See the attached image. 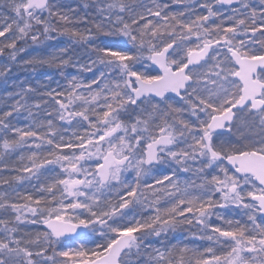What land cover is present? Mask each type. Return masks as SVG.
I'll return each mask as SVG.
<instances>
[{
    "label": "snow or ice",
    "instance_id": "snow-or-ice-1",
    "mask_svg": "<svg viewBox=\"0 0 264 264\" xmlns=\"http://www.w3.org/2000/svg\"><path fill=\"white\" fill-rule=\"evenodd\" d=\"M0 58L60 78L0 96V264H264V0H0Z\"/></svg>",
    "mask_w": 264,
    "mask_h": 264
},
{
    "label": "trees",
    "instance_id": "trees-1",
    "mask_svg": "<svg viewBox=\"0 0 264 264\" xmlns=\"http://www.w3.org/2000/svg\"><path fill=\"white\" fill-rule=\"evenodd\" d=\"M61 2L68 6H76L77 4L81 3L82 0H61ZM24 58L27 57L25 56ZM0 62H3V58H0ZM65 71L72 75L77 74L76 70L72 68H68ZM48 76L52 77V86H55V82L60 79L59 74L54 69H40L37 73H31L30 70H27L25 68H14L12 76L7 79V82H5L3 78H0V96L4 95L6 92L16 90L13 85L19 84L22 80H27L28 82L33 83L34 85L37 81L43 84L48 82L46 80V77ZM60 82L63 83V81ZM174 235L175 239H173L172 236H169V241L173 244L180 242L189 244L195 243V241L191 239L187 232L176 233Z\"/></svg>",
    "mask_w": 264,
    "mask_h": 264
}]
</instances>
